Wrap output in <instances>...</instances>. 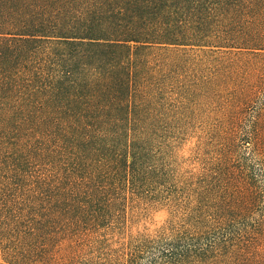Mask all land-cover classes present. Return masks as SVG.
<instances>
[{
  "label": "trees",
  "instance_id": "1",
  "mask_svg": "<svg viewBox=\"0 0 264 264\" xmlns=\"http://www.w3.org/2000/svg\"><path fill=\"white\" fill-rule=\"evenodd\" d=\"M0 254L264 264V0H0Z\"/></svg>",
  "mask_w": 264,
  "mask_h": 264
},
{
  "label": "rangeland",
  "instance_id": "2",
  "mask_svg": "<svg viewBox=\"0 0 264 264\" xmlns=\"http://www.w3.org/2000/svg\"><path fill=\"white\" fill-rule=\"evenodd\" d=\"M193 146V142L187 143L185 150L187 151ZM170 219V209L165 206H154L151 207L138 217L135 218L134 222L128 228V232L131 234L140 233H154L163 227ZM0 264H2L0 254Z\"/></svg>",
  "mask_w": 264,
  "mask_h": 264
}]
</instances>
